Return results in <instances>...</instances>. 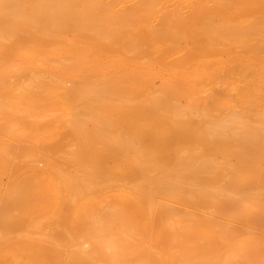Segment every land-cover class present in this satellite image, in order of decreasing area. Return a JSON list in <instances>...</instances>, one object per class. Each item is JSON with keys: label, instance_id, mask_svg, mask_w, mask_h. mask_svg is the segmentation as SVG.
Segmentation results:
<instances>
[{"label": "bare ground", "instance_id": "bare-ground-1", "mask_svg": "<svg viewBox=\"0 0 264 264\" xmlns=\"http://www.w3.org/2000/svg\"><path fill=\"white\" fill-rule=\"evenodd\" d=\"M16 71L0 264H220L214 238L264 237V0H0ZM100 216L115 237L72 247Z\"/></svg>", "mask_w": 264, "mask_h": 264}, {"label": "rangeland", "instance_id": "rangeland-1", "mask_svg": "<svg viewBox=\"0 0 264 264\" xmlns=\"http://www.w3.org/2000/svg\"><path fill=\"white\" fill-rule=\"evenodd\" d=\"M18 75H17V73ZM14 75L6 76L1 79L0 81V96H5L9 91H11L16 83L17 80L20 79V72L22 71H16ZM71 80L68 81V84H71ZM223 83V82H222ZM221 82L219 83L220 85L218 86L219 88L223 86L226 87L222 84ZM222 85V86H221ZM232 92V91H230ZM235 92L233 91L232 94L230 93L229 97H234ZM58 113H63L60 109L56 110ZM49 116L46 114L44 116H41V119L48 118ZM18 116L16 113H11L7 112L4 115L3 120L9 121L10 123L14 122L17 120ZM16 122V121H15ZM18 125V124H17ZM18 132L23 136L22 140V145L24 146H33L34 143L36 142V136L31 134L29 131L24 129L22 126H17ZM2 137V136H1ZM4 137L0 138V149L5 151L6 150V145L4 143ZM32 153H35L37 156L41 149L37 147H33V150H30ZM37 164L42 167L45 165V161L43 159L37 158ZM9 180V174L3 173L0 178V186L1 188L5 187L6 183ZM98 221V223L93 222L91 220H88L86 223L83 222L82 224L79 225V229L77 230L78 236V241L77 245H72V247H79L83 246L88 249H97V244L98 241L97 239L101 234H108L110 237H115L116 233L118 232V224L116 220L106 217V216H100L99 218L95 219ZM95 223V224H94ZM83 225V227H82ZM50 227H47L49 229ZM193 240V238H190ZM248 240H256L257 242H262L264 241L263 236H255V237H247L244 234H238L234 235L231 237L230 236H221V237H216L213 240H211L212 244L209 245V252L208 256L212 258H218L221 260L220 264H246L248 259L250 258V252L248 251L247 247V242ZM226 241V242H224ZM113 243V242H112ZM109 242V244H112ZM258 248H264V244L260 243ZM185 250V249H184ZM255 255V254H254Z\"/></svg>", "mask_w": 264, "mask_h": 264}]
</instances>
